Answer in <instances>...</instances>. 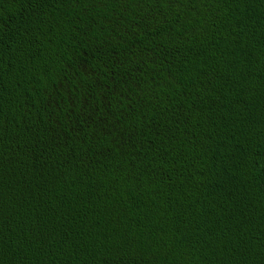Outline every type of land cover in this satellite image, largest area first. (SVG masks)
I'll use <instances>...</instances> for the list:
<instances>
[{"label":"trees","instance_id":"1","mask_svg":"<svg viewBox=\"0 0 264 264\" xmlns=\"http://www.w3.org/2000/svg\"><path fill=\"white\" fill-rule=\"evenodd\" d=\"M0 264H264V0H0Z\"/></svg>","mask_w":264,"mask_h":264}]
</instances>
